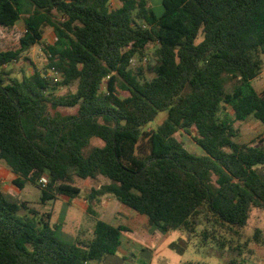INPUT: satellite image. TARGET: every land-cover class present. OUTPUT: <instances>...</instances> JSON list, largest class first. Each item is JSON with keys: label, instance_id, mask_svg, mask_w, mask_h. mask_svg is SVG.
<instances>
[{"label": "trees", "instance_id": "16d2710c", "mask_svg": "<svg viewBox=\"0 0 264 264\" xmlns=\"http://www.w3.org/2000/svg\"><path fill=\"white\" fill-rule=\"evenodd\" d=\"M112 1L0 0L1 27L25 24L19 47L0 50V160L13 185L39 186L48 205L78 198L79 181L107 180L87 198L97 217L88 241L66 239L51 212L0 183V264L115 255L130 229L98 218L91 204L105 195L146 216L154 232L179 230L220 250L264 209V142H238L235 126L250 117L264 125V91L253 85L264 69V0H163L161 16L150 0ZM37 45L43 70L24 55ZM150 49L155 76L144 79L131 64ZM21 60L33 70L19 77L12 66ZM161 112L165 120L146 129ZM180 132H194L202 154ZM94 139L103 144L91 147Z\"/></svg>", "mask_w": 264, "mask_h": 264}, {"label": "rangeland", "instance_id": "374dc122", "mask_svg": "<svg viewBox=\"0 0 264 264\" xmlns=\"http://www.w3.org/2000/svg\"><path fill=\"white\" fill-rule=\"evenodd\" d=\"M112 4L113 7L118 6L119 0H113ZM150 7L158 16L164 13L163 0H150ZM24 31L25 24L22 19L13 28L0 26V50L17 49L19 39ZM44 40L49 44L54 42L55 34L51 28L46 29ZM153 51L150 49L145 55H136L131 64L132 70L144 79H152L155 76L154 63L150 60ZM24 55L32 61L33 65L41 70L44 69L47 57L40 45L33 47ZM32 63L21 60L12 66L15 75L21 77L23 73L31 72L33 70ZM253 85L259 92L264 91V69L262 74L253 81ZM227 88L230 90L231 84ZM61 91H65V88H62ZM228 113L233 115L231 110H228ZM166 116L165 112L159 113L156 120L151 122L146 129L156 128L165 120ZM235 126L238 129L236 138L238 142L253 145L264 142V125L254 117H250L244 122H237ZM177 136L185 143L189 151L202 154V149L193 140L194 132L191 134L180 132ZM102 144L100 139H94L91 147ZM89 148L86 150L87 152ZM8 173L4 162L0 161V183L3 185L4 192L11 198L28 202V206L36 209L40 214L51 212V222L61 226L62 234L68 240L78 241L92 236L97 217L89 211V214L84 212L85 204L82 200L88 198L92 188H97L106 182L105 178L77 182L82 188V193L74 201H69L67 197L61 196L48 205H42L39 186L28 184L25 189L20 190L13 185ZM107 197H111V211ZM91 207L98 214V218L103 216L105 221H111L113 225L127 226L130 232L123 235L119 250L135 251L134 255H127V259L117 252L115 255L106 257L101 264H227L231 258H238L242 264H264V209L254 208L247 226L239 230L238 235H227L231 241L230 248L220 250L213 243L202 247L199 237L179 230H173L167 234L152 231L141 216L126 206L124 207L113 196H105L100 203L94 201Z\"/></svg>", "mask_w": 264, "mask_h": 264}, {"label": "crops", "instance_id": "0c3cea01", "mask_svg": "<svg viewBox=\"0 0 264 264\" xmlns=\"http://www.w3.org/2000/svg\"><path fill=\"white\" fill-rule=\"evenodd\" d=\"M1 161V160H0ZM3 162V161H2ZM5 164V163H4ZM5 166H6V164H5ZM7 167V166H6ZM7 169H8V176H10V178H11V180H12V182H13V180L16 178L15 177V175L9 170V168L7 167ZM1 186H2V189H3V191H4V188H3V185L1 184ZM25 189V188H24ZM105 196H108V195H105ZM105 196H101V197H99L97 200H95V202L96 203H100L101 201H103V198L105 197ZM109 196H111V195H109ZM79 198V197H78ZM78 198H76V199H78ZM75 199V200H76ZM107 199H108V205H109V209H110V211H111V197H107ZM74 201V200H73ZM82 201H84L83 202V204H85V206H83L84 207V212L85 213H88V210H89V202H88V199L87 198H85V199H83ZM125 207V206H124ZM126 208H128V207H126ZM128 209H130V208H128ZM131 210V209H130ZM133 211V210H132ZM133 212H135V211H133ZM89 214V213H88ZM135 214H137V215H139V216H141L142 218H143V221H145V222H147V224H148V218L146 217V216H144V215H140V214H138L137 212H135ZM111 218V217H110ZM100 219H102V220H104V218H103V216H100ZM105 221V220H104ZM107 223H110L111 224V221H106ZM92 236L91 237H87V239H80L81 241H88V240H90L92 237H93V233L91 234ZM124 235V234H123ZM122 238H123V236H122ZM121 243H122V240H121ZM121 246V245H120ZM119 249H120V247H119ZM118 249V251L117 252H119V253H121L122 255H123V258L124 259H127L126 258V256L127 255H134V252L135 251H120ZM102 263V262H101ZM100 263V264H101Z\"/></svg>", "mask_w": 264, "mask_h": 264}, {"label": "built area", "instance_id": "2783aa9c", "mask_svg": "<svg viewBox=\"0 0 264 264\" xmlns=\"http://www.w3.org/2000/svg\"><path fill=\"white\" fill-rule=\"evenodd\" d=\"M47 182H48V176H43L42 178H41V183H43V184H47Z\"/></svg>", "mask_w": 264, "mask_h": 264}]
</instances>
